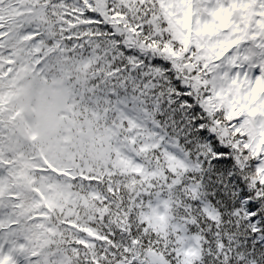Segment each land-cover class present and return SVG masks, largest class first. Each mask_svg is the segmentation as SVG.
I'll return each mask as SVG.
<instances>
[{
	"label": "snow or ice",
	"instance_id": "6c2138e0",
	"mask_svg": "<svg viewBox=\"0 0 264 264\" xmlns=\"http://www.w3.org/2000/svg\"><path fill=\"white\" fill-rule=\"evenodd\" d=\"M0 264H264V0H0Z\"/></svg>",
	"mask_w": 264,
	"mask_h": 264
}]
</instances>
